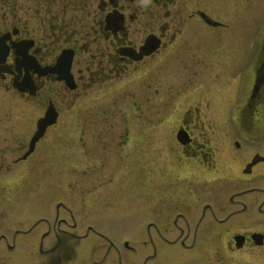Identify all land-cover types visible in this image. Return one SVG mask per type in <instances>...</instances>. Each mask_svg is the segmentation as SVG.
I'll list each match as a JSON object with an SVG mask.
<instances>
[{"label": "flooded vegetation", "instance_id": "1", "mask_svg": "<svg viewBox=\"0 0 264 264\" xmlns=\"http://www.w3.org/2000/svg\"><path fill=\"white\" fill-rule=\"evenodd\" d=\"M244 1L250 16L241 0H0V190L33 194V179L82 165L156 199L138 248L67 231L57 202L12 245L0 233V251L46 222L40 252L92 235L105 249L91 264H264V15ZM108 96L122 107L97 105ZM47 110L55 121L31 146ZM90 110L109 121L86 123ZM18 114L30 120L20 134ZM88 126L110 137L87 145Z\"/></svg>", "mask_w": 264, "mask_h": 264}, {"label": "rangeland", "instance_id": "2", "mask_svg": "<svg viewBox=\"0 0 264 264\" xmlns=\"http://www.w3.org/2000/svg\"><path fill=\"white\" fill-rule=\"evenodd\" d=\"M241 1L239 4L242 7L246 2ZM252 4H254L252 9L264 15V0H258ZM240 10L243 16H250L244 14L243 7ZM120 97L116 98V102H113L114 99L111 96L101 98L97 105L109 106L117 110L122 107L121 103H123ZM83 105H94V102L86 99ZM17 106L20 113L23 110L20 102ZM36 115L37 113L34 112V116ZM80 116L88 124L109 121L106 113H94L91 110L82 112ZM17 121L20 134L30 120L26 115L22 119L21 114H18ZM112 121L123 122V115L114 111ZM130 121L138 122L139 120L133 118L131 114ZM92 127L88 126L83 130V142L87 145L104 143L106 138L110 137V131L106 130V127L97 130ZM144 131L152 134L153 137L157 136L153 129L145 128ZM165 136L163 132L162 137ZM91 163L93 162L87 164ZM71 169L69 166L65 172L66 175L61 178L37 177L33 179V194H29L31 191L28 193L24 183L20 185L22 188L19 187L17 192L11 191L8 186L1 187L0 233L8 237V244H13L12 235L17 228L26 229L42 217L53 218L56 214V203L59 202V216L65 218L69 224L62 223L67 231L85 233L91 226L95 231L113 237V239H127L132 246L138 248L140 238L136 233L137 222L141 218L155 216L156 199L144 202L137 188L136 179L122 178L116 173L115 178L96 176L97 171H94V167L86 171L82 165H79L75 172L77 175L71 173ZM100 169L105 170L106 166ZM1 179L5 180L4 177ZM110 179H113V182ZM121 180H123L124 187L121 183L119 186L117 184V181L121 182ZM74 223L77 224L76 227L73 226ZM47 229L46 222L36 225L28 237L16 238L13 250H9L5 243V249L0 251V264H91L89 257L98 259L102 255V250L105 249V247L98 246V241H90L95 238L92 235L82 240H75L68 234H62L57 248L42 253L40 252V235ZM89 232L93 233V231ZM49 240H51L49 237L45 238L43 249L47 248V245L51 246L57 238L52 239L50 243ZM131 260L134 261L135 258Z\"/></svg>", "mask_w": 264, "mask_h": 264}, {"label": "water", "instance_id": "3", "mask_svg": "<svg viewBox=\"0 0 264 264\" xmlns=\"http://www.w3.org/2000/svg\"><path fill=\"white\" fill-rule=\"evenodd\" d=\"M56 113H54L51 110H47L44 114V116L40 117L37 120V130L35 132V135L32 137L31 140V146L34 144V142L42 135L44 127L55 121Z\"/></svg>", "mask_w": 264, "mask_h": 264}]
</instances>
